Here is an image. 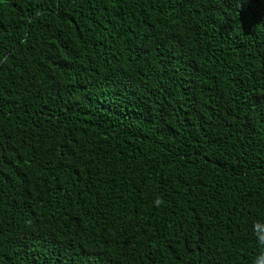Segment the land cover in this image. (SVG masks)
Returning a JSON list of instances; mask_svg holds the SVG:
<instances>
[{
	"label": "trees",
	"instance_id": "1",
	"mask_svg": "<svg viewBox=\"0 0 264 264\" xmlns=\"http://www.w3.org/2000/svg\"><path fill=\"white\" fill-rule=\"evenodd\" d=\"M246 6L0 0V264H256L264 17L247 30Z\"/></svg>",
	"mask_w": 264,
	"mask_h": 264
},
{
	"label": "snow or ice",
	"instance_id": "2",
	"mask_svg": "<svg viewBox=\"0 0 264 264\" xmlns=\"http://www.w3.org/2000/svg\"><path fill=\"white\" fill-rule=\"evenodd\" d=\"M254 4H259L261 7H252ZM262 17H264V0H247V6L243 7L240 12L241 24L248 30L252 25L260 21Z\"/></svg>",
	"mask_w": 264,
	"mask_h": 264
},
{
	"label": "clouds",
	"instance_id": "3",
	"mask_svg": "<svg viewBox=\"0 0 264 264\" xmlns=\"http://www.w3.org/2000/svg\"><path fill=\"white\" fill-rule=\"evenodd\" d=\"M256 264H264V254H262L261 258L256 261Z\"/></svg>",
	"mask_w": 264,
	"mask_h": 264
}]
</instances>
